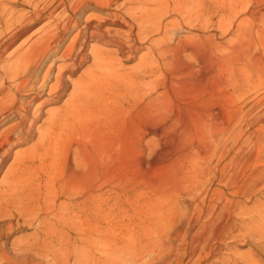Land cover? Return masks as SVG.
Here are the masks:
<instances>
[{
  "label": "bare ground",
  "instance_id": "6f19581e",
  "mask_svg": "<svg viewBox=\"0 0 264 264\" xmlns=\"http://www.w3.org/2000/svg\"><path fill=\"white\" fill-rule=\"evenodd\" d=\"M249 2L0 0V264H204L217 257L212 238L234 226L239 206L231 195L242 190L250 198L251 183L264 180V167H252L255 151H234L235 117L243 114L235 99L264 81V54L244 52L237 66L216 52L214 35L205 53L203 34L177 32L208 18L214 24L221 11ZM45 13L48 20L9 52ZM121 54L138 61L126 69ZM151 134L164 138L162 154L182 169L122 188L113 174L151 161L144 157L157 152ZM215 182L218 199L210 196ZM180 200L199 201L186 231L164 212ZM125 201L135 208L127 221L118 216L129 212ZM201 219L202 231L190 237ZM26 226L35 231L10 245Z\"/></svg>",
  "mask_w": 264,
  "mask_h": 264
},
{
  "label": "rangeland",
  "instance_id": "374dc122",
  "mask_svg": "<svg viewBox=\"0 0 264 264\" xmlns=\"http://www.w3.org/2000/svg\"><path fill=\"white\" fill-rule=\"evenodd\" d=\"M256 1L257 0H248V2H249L248 7L238 6L237 8L235 7L234 9H232L231 10L232 12L229 10L224 11L226 14L223 13V11H221V14H219L217 17L214 18V24L208 23L209 18L207 16L208 19L207 18L206 19L208 22L204 21L202 23V25L200 24V25H197L196 27L191 26L192 28H190L189 26H186L184 28H181L179 30V32H177V34L179 36L180 35H188V36L190 35L191 36L190 38H192V36L195 38V36H196L195 32L203 34L206 37V39H205L206 43H203V45L201 47L204 49L203 51L205 53H207L210 44H212L211 38L209 36L214 35V36H212V38L214 37V41L216 44V47H215L216 52L221 57L224 56V57H228V58L232 59L233 61L235 60L234 64L239 66L242 63L241 59L243 58L244 55H246L245 53L248 54L252 51L253 52L257 51V52L264 54V4H262L263 2L257 3ZM48 18H49V14L45 13L44 18L41 21H39L37 24L31 26L27 30V32L24 35H22L21 38H19L11 46V48L8 51L9 52L12 51L24 39L28 38L36 29H38L45 21H47ZM170 18H175V16L173 15ZM154 37H157V35H155ZM190 38L187 40V42H190V44H191V42L194 40V38L191 39V41H189ZM92 43L101 44L100 42H97V41H94ZM248 45H249V47H248ZM108 47L109 48L112 47L113 50L116 49V46H113V45H110ZM144 51H145V49H143L140 53H143ZM235 54H237V55H235ZM229 56H231V57H229ZM120 57L122 59V64L126 69L127 68L129 69L132 65H134L138 61V58L132 59V60H126L124 58V55H122V54L120 55ZM240 57H241V59H240ZM236 58H238V59H236ZM90 64H91V60L86 62L84 64V66L81 69H79L77 74L73 76V78L77 77L78 74L81 71H83L85 68H87ZM162 89H164V88H162ZM249 91H251V92H248L247 97H246L247 99L241 98V96H237L235 99L236 105H240L241 107H243V109L241 111L243 114L244 113L245 114L244 115L242 114V117H235L236 120L234 118V120L237 123L236 126L238 129L236 131L238 136L235 137V142H236L235 148L236 149L234 148V151L236 150L238 152L241 149H247L251 152L252 155H253V153L258 152L257 155H256V153L253 155L255 162H254V165H252V167L257 165V166L262 168V167H264V148H263L264 147V81L261 83L252 85ZM66 97H67V95L63 99L65 100ZM63 99L58 103H52V104L47 105L45 110L50 109V108L60 107L64 102ZM245 102H246V105H244ZM247 102H249V103H247ZM248 119H249V121H248ZM162 124H163V122H159L158 125L160 126ZM241 131H242V133H241ZM148 137L150 139L152 138L154 140V146H155V149L157 150V152L154 153L155 156H153V155L149 156L148 153H146V155L144 156L146 158V161L147 160H151V161H147V163H143L142 166H138L137 163H135V164L131 163L127 166L120 167V169H117V171L112 176V177H114L116 175L117 177H119V176L122 177L121 182H122V188H124V189L134 187L136 185V183L141 181L148 174L155 175L156 178H165V177H170L171 175L173 176V175H175V173L180 172V170L183 167V164L180 161L177 162L175 160H172V158H171L172 155L169 152L162 154V151L165 149V146L163 145V143H164L163 137L158 136L156 134H151ZM236 138H237V140H236ZM255 138H256V140H255ZM258 138H259V142H258ZM261 140H262V142H260ZM247 143L249 145H247ZM256 143H258V144H256ZM259 145H261V146H259ZM25 146L26 145L19 146V147L15 148V150L19 149L21 147H25ZM258 148L260 150L261 149L262 150L260 152L256 151V150H258ZM258 154H260V157ZM256 158L258 160H256ZM257 161L259 164L257 163ZM116 176L114 179H116ZM255 182H259L258 186L256 185L257 187L253 186V184ZM255 182L253 181L250 185L251 191L254 190L252 197L248 198V196L243 194L242 190L235 192V195H231V197H233L239 204V206L234 208V211H235L234 215H236V216H234V219H233L234 220V226L225 227L224 229H222L220 231L217 238H215V237L212 238V241H211L212 249H213V251H215L218 254H217L216 258L211 257V260L205 261L206 263H204V264H230V263L231 264H264V180L258 179ZM262 182H263V184H262ZM240 184H241V182H240ZM260 186L261 187L263 186L262 187L263 189ZM258 187L260 189H258ZM220 188H222V186L217 184V182H215L213 184L212 188L210 189V196L211 197L214 196L216 199H218L219 198L218 196H220L219 194L221 191ZM236 190H238V188H236ZM211 192H212V194H211ZM190 202L191 201H189V200H187V201L186 200H180L177 204V206L178 205L179 206L178 207L175 206V207H177L176 208L177 212L175 211V207H173V208L167 207L164 211L166 214H168L167 215V216H169L168 218H174L177 221L181 222V226H182L181 229L183 231H186L188 228L187 223H189L188 222L189 219H187V214H188V217L190 215L195 214L196 213L195 206H197L196 203H199V201H197L194 204H190ZM241 203H242V205H240ZM208 204H209V201H207V205ZM124 205L127 208H129V212L127 214H124L122 212H118V216L125 217V220L127 221L129 219V217H134L135 208H134V206L130 207V203L126 202V201H125ZM188 205L190 207L189 210L187 208ZM207 205L204 206L205 209H207ZM111 206L114 208L115 205H113V203H111ZM185 207H186V209H185ZM251 209H252V211H249ZM178 210H179V212H178ZM240 210H241V212H240ZM244 210H247L248 213L245 214L244 212H247V211H244ZM190 211H192L193 213H191ZM110 214H108V215H110ZM177 215H179L180 218H182V219H180L179 216H177ZM189 218H191V217H189ZM202 219H205V218H202ZM202 219L191 230L190 237L197 234L199 232V230L202 231L201 224L204 221ZM180 220H182V221H180ZM252 220H254V222ZM183 224H185V225H183ZM34 231H35V228L33 226H26L23 229L17 230L10 237V239H9L10 243L9 244L11 245V241L14 239V237L15 238H23L24 236L29 235V234L33 233ZM73 236H77V234L73 233ZM181 241L182 240H180V242ZM219 248H220V250H218ZM212 259H214V260H212ZM215 259H218V260H215ZM232 262H234V263H232Z\"/></svg>",
  "mask_w": 264,
  "mask_h": 264
}]
</instances>
